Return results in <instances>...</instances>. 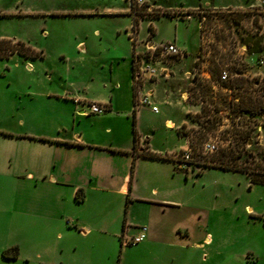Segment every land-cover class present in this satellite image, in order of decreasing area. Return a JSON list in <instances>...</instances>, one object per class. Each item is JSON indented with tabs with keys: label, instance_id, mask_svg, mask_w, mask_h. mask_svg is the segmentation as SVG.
Wrapping results in <instances>:
<instances>
[{
	"label": "crops",
	"instance_id": "0c3cea01",
	"mask_svg": "<svg viewBox=\"0 0 264 264\" xmlns=\"http://www.w3.org/2000/svg\"><path fill=\"white\" fill-rule=\"evenodd\" d=\"M146 1L157 9L264 8V0H179L175 8L161 7L156 0ZM50 13L80 15L83 30L82 34L71 36L75 54H61L68 64L65 69L36 65L34 59L17 52L9 60L17 56L25 58L27 64L3 68L6 84L0 90V217L7 213L11 217L18 231L15 245L19 254L5 257L6 246H0V264H69L62 253L66 249L60 245H65V236L75 233L87 237L93 232L94 226L84 211L91 212V205L96 203H102L106 211L98 228L94 227L100 233L110 232L112 224L118 225L120 220L122 225L114 230L120 238L123 234L135 235L141 225L147 226V237L135 246L149 264H174L180 259V249L187 251L188 262L192 263V257H188L191 249L206 262L214 240L207 230L208 209L198 206L189 178L190 171L196 168L174 156L188 146L189 132L184 127L191 130L198 124L195 115L200 107L192 99V89L196 82L194 65L202 43L199 16L161 14L139 18V25L144 18L151 21L161 16L195 19L196 33L187 42L180 35L172 40H156V31L143 37L140 28L134 37L133 0ZM103 17L114 18V25H102ZM43 31L42 38L47 42L66 41L67 37L59 35L54 25ZM24 39L43 54L37 60H46L42 45ZM147 39L153 43L174 41L184 53L167 63L169 77L160 73L156 63L157 76L145 77L137 91H153L158 111L148 107L154 113H161L159 104L171 105V97L179 95L178 102L183 105L179 123L166 118L167 133L157 124L144 129L141 117L146 106L135 108L134 57L145 48ZM180 60L188 61L176 67ZM253 70L255 66L249 73ZM259 74L264 75V70ZM161 78L166 81L165 95L156 100L155 90ZM92 101L107 104L109 109L94 113L89 105ZM135 111L139 132L136 147ZM169 120L174 126L167 125ZM160 134L165 146L158 143ZM241 172L251 181L247 172ZM116 206L117 218L107 220L105 217ZM246 207L253 210L249 204ZM28 232L45 233L55 239L43 248L50 252L49 257L40 250L27 251L23 245L32 237L27 236ZM122 245L126 251L128 245ZM103 261L86 259L83 264H104Z\"/></svg>",
	"mask_w": 264,
	"mask_h": 264
},
{
	"label": "rangeland",
	"instance_id": "374dc122",
	"mask_svg": "<svg viewBox=\"0 0 264 264\" xmlns=\"http://www.w3.org/2000/svg\"><path fill=\"white\" fill-rule=\"evenodd\" d=\"M120 1L0 0V38L12 40L30 38L42 45L47 55L46 60L41 61L36 57L20 54L21 56L34 59L36 65L49 64L55 68L65 69L68 64L61 54L62 52L75 54L70 42L71 36L82 34L83 23L81 16L75 13L63 15L50 12L68 10L73 12ZM156 3L164 8H175L179 0H156ZM145 16L153 18L156 15L146 11ZM141 17L143 16L138 18ZM100 23L109 27L114 25L115 21L114 18L103 17ZM123 23H127V20H123ZM150 24H153L154 33L156 31V40H172L176 35H180L187 42L195 35L197 27L195 19L189 21L161 16L150 21L144 18L139 25L141 36L152 34ZM53 25L59 35L67 37L65 42L50 43L42 38L45 32L43 29H53ZM208 25L213 32L208 46L210 51H205L202 46L194 65L196 82L193 84L192 99L200 107L195 115L198 124L191 130L184 127L190 134L192 158L181 160L190 162L196 168L190 171L189 178L198 206L208 209L207 230L212 233L214 241L206 262L192 249L188 250L190 252L188 257L189 259L192 257V263L188 262L185 258L187 251L180 249L178 250L180 259H176L174 264H264V185L250 186L248 175L241 171L203 166L204 161H212L235 163L247 171H250L256 162H260L264 167V129L261 132L262 137H259V130L252 126L264 108V82L261 81L264 75L259 74L260 70H264V34L243 29L240 18L235 22L212 19ZM245 45L250 49L246 50ZM9 58H0V90L6 84L3 69L5 66L19 68L27 64L25 58L17 56L12 60ZM167 59L174 60L172 57ZM187 61L180 60L176 67L184 65ZM252 66H255V70L249 73ZM223 71L228 74L226 79L221 77ZM258 80L260 82L257 84ZM160 83L155 90L156 100H162L165 95L163 89L166 81L161 78ZM1 94L0 91V98ZM178 96L171 97V105L159 104L161 113H154L146 106L141 117L143 128L149 129L157 124L163 133H167L169 130L165 126L166 118L179 123L178 115L183 105L178 102ZM210 137H215L220 146L214 153H205L203 145ZM158 143L165 146V139L161 134ZM201 168L204 170L198 172ZM98 204L91 205L93 207L91 212L80 208L92 226H97L96 228L106 212L102 209L103 204ZM248 204L253 206L252 211L246 207ZM111 210L105 218L114 221L117 218L118 206ZM119 224L122 225V220ZM118 225L112 224L111 231L104 233L93 227V232L87 237L75 233L68 238L65 236L63 239L65 245H60L66 249L62 252L64 257L70 260L69 264H83L86 259L104 260V264H149V260L141 254L136 244H125L128 245L126 251L122 248V238L114 233ZM35 234L28 232L27 236L32 237L23 246L28 252L35 253L40 250L45 257H49L50 252L43 248L56 242L55 239L45 233ZM17 235L18 231L8 213L2 215L0 244L4 245L0 246H6L5 249L14 246L17 244L15 242Z\"/></svg>",
	"mask_w": 264,
	"mask_h": 264
},
{
	"label": "built area",
	"instance_id": "2783aa9c",
	"mask_svg": "<svg viewBox=\"0 0 264 264\" xmlns=\"http://www.w3.org/2000/svg\"><path fill=\"white\" fill-rule=\"evenodd\" d=\"M136 3L144 7L147 12H154L155 8L152 4L148 3L146 0H135ZM159 9V8H158ZM162 9V8H161ZM210 15L207 12H190V13H180L182 15L190 16L193 13H196L200 19V29H201V47L205 49V51L209 52V43L212 40L213 32L208 22L212 19H223V20H232L233 22L236 19H241V27L246 30H250L252 32H263L262 27L264 25V8L263 7H254L252 9L247 10V12L241 13V10H229V9H221L212 11L210 10ZM136 33L133 31L132 35L136 37ZM246 50H249L250 47L245 45ZM245 50V51H246ZM182 49L177 45L174 41H161L159 43H153L150 40L145 41V48L143 50L138 51L134 57V82H135V91H138L143 85V80L145 77H149L152 79L157 76L158 68L155 66L158 63L160 73L165 77L170 76V71L167 63L170 60L167 57H172L173 59H177L183 55ZM223 79L228 77L226 71H223L222 76ZM264 82V78L262 80ZM260 81H257V84ZM264 90V85H263ZM154 93L152 90L147 91L146 93L137 92L135 94V108L150 106L154 111H158V106L154 103L153 100ZM91 111L94 113H104L109 107L107 104L99 103L92 101L89 103ZM85 111H83L84 113ZM258 120L252 125L253 127L259 130V137L261 136L262 129H264V108L258 114ZM229 116V115H227ZM168 126H174L172 121H167ZM188 146L186 148L181 149L177 153H174L179 159L190 160L192 158V144L190 142V134H187ZM219 141L215 137H210L203 145V151L205 153H214L219 149ZM148 228L146 225H141L137 234L128 235L123 234L122 240L124 244H137L143 241L147 237Z\"/></svg>",
	"mask_w": 264,
	"mask_h": 264
},
{
	"label": "trees",
	"instance_id": "16d2710c",
	"mask_svg": "<svg viewBox=\"0 0 264 264\" xmlns=\"http://www.w3.org/2000/svg\"><path fill=\"white\" fill-rule=\"evenodd\" d=\"M207 12L210 15V10L199 8L198 10H178V9H157L153 12L156 16H160L161 14H169V15H177L180 13H190V12ZM133 12H134V24H133V31H139V18L138 16H145L146 9L144 7L139 6L135 0H133ZM247 12V10H241V13ZM153 24H150V32L154 33ZM256 50V49H255ZM260 50V49H258ZM19 53L25 55L27 57H38L42 56L43 54L41 51L35 49L28 43L22 40H12L8 38H0V58H9L13 53ZM136 90V89H135ZM133 128H134V140H135V147L138 143L139 132L137 129V119H136V111L134 112V120H133ZM151 156L160 157V155L156 153H149ZM203 166H211V167H220L223 169H230V170H237V171H245L250 175L251 181L250 186L255 183L263 184L264 185V167L260 162H256L255 165L247 171L243 166L238 164H230V163H222V162H212V161H204ZM203 168L199 169L198 172H202ZM78 199H81L80 195H77ZM126 224V218L124 219V226ZM19 254V247L17 245L7 248L3 251V255L5 257H12L15 258Z\"/></svg>",
	"mask_w": 264,
	"mask_h": 264
}]
</instances>
